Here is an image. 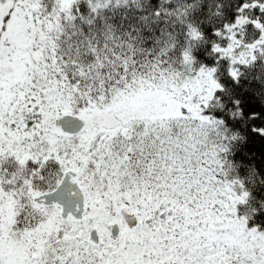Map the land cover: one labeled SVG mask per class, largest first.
Here are the masks:
<instances>
[{
  "label": "snow or ice",
  "instance_id": "obj_1",
  "mask_svg": "<svg viewBox=\"0 0 264 264\" xmlns=\"http://www.w3.org/2000/svg\"><path fill=\"white\" fill-rule=\"evenodd\" d=\"M0 264H264V0H0Z\"/></svg>",
  "mask_w": 264,
  "mask_h": 264
}]
</instances>
